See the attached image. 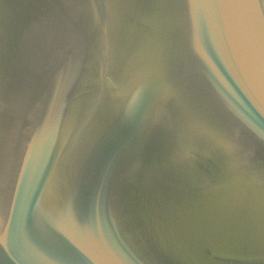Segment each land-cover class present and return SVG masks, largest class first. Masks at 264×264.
Wrapping results in <instances>:
<instances>
[{
	"label": "water",
	"instance_id": "water-1",
	"mask_svg": "<svg viewBox=\"0 0 264 264\" xmlns=\"http://www.w3.org/2000/svg\"><path fill=\"white\" fill-rule=\"evenodd\" d=\"M0 264H264V0H0Z\"/></svg>",
	"mask_w": 264,
	"mask_h": 264
}]
</instances>
